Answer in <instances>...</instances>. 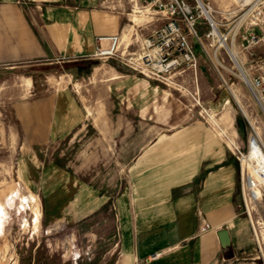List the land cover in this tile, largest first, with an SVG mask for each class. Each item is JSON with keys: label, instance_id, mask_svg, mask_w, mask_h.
Returning <instances> with one entry per match:
<instances>
[{"label": "rangeland", "instance_id": "1", "mask_svg": "<svg viewBox=\"0 0 264 264\" xmlns=\"http://www.w3.org/2000/svg\"><path fill=\"white\" fill-rule=\"evenodd\" d=\"M117 1L133 20L120 31L121 49L128 45L136 56L141 40L166 20L155 12L152 0ZM202 2L231 51L242 59L249 79L257 76L255 62L264 57V44L242 46L241 34L252 22L257 30L264 28V0ZM197 22L199 39L191 37L196 68L182 65L168 75L179 87L146 76L119 52L107 60L0 65V264H136L127 250L124 217L134 195L136 164L145 156L141 173L158 175L175 159L166 151L174 146L173 132L188 130L185 126L193 122L216 136L212 124L225 134L234 154L241 152L235 160L239 188L245 192L242 216L264 258V112L216 33L214 38L210 34L208 21L201 15ZM110 73L115 79L107 82ZM49 75L60 86L70 80L87 119L62 140L34 145L35 155L23 153L14 106L33 89L43 94ZM162 90L169 91L165 101ZM157 105L167 112L165 121ZM35 165L47 179L27 186L25 176L35 174Z\"/></svg>", "mask_w": 264, "mask_h": 264}, {"label": "crops", "instance_id": "2", "mask_svg": "<svg viewBox=\"0 0 264 264\" xmlns=\"http://www.w3.org/2000/svg\"><path fill=\"white\" fill-rule=\"evenodd\" d=\"M8 1L0 4V65L25 68L32 63L88 60L97 46V37L121 36L123 26L133 21L117 0ZM134 34L135 39L139 38L137 31ZM46 78L43 94L33 89L14 106L23 153L35 155L34 145L62 140L87 119L80 111L75 91L68 86L70 80L60 86L53 75ZM113 78L110 73L106 80ZM162 92L165 101L169 91ZM161 108L157 105L155 110L165 121L167 112H161ZM189 125L185 126L188 130L173 132L174 146L166 151L175 159L158 175L141 173L145 156L136 164L134 195L124 215L130 256L136 264H264L242 216L239 170L225 134L212 124L218 137L203 130L199 122ZM33 170L35 174L28 172L25 176L26 185H42L47 179L39 173L43 169L35 165ZM203 222L211 229L201 232ZM221 229L229 236L226 247L219 240Z\"/></svg>", "mask_w": 264, "mask_h": 264}, {"label": "built area", "instance_id": "3", "mask_svg": "<svg viewBox=\"0 0 264 264\" xmlns=\"http://www.w3.org/2000/svg\"><path fill=\"white\" fill-rule=\"evenodd\" d=\"M146 1V0H145ZM157 8V13L165 18L166 22L154 28L147 38L146 52L140 58L141 62L150 71V76L154 79L163 78L170 75L176 68L186 65L190 69H195L198 58L191 37H198L196 28L200 25L197 19L202 15L197 0H152ZM209 24V22H208ZM210 25V24H209ZM241 34V45L244 43L248 47L258 43L264 44V28L257 30L255 22ZM211 28V27H210ZM107 44L103 46V40ZM119 34L106 37H97V46L91 58L110 59L117 56ZM255 67L260 72L250 80L253 90V97L257 102L264 103V57L256 59ZM239 160L242 155L237 150ZM235 153V152H233ZM243 201H245L243 186L241 187ZM211 229L207 222H203L200 231L205 232Z\"/></svg>", "mask_w": 264, "mask_h": 264}, {"label": "bare ground", "instance_id": "4", "mask_svg": "<svg viewBox=\"0 0 264 264\" xmlns=\"http://www.w3.org/2000/svg\"><path fill=\"white\" fill-rule=\"evenodd\" d=\"M138 1V0H137ZM198 1V5H199V7H200V10H201V12H202V15L205 17V19L209 22V24H210V34H212L213 35V38H214V34L213 33H216V35L218 36H216L215 38H217L218 39V41H221L222 42V44H223V46H224V48L226 49V51L228 52V56H230L229 58H231L230 60H231V62L233 61V63L236 65V69H237V72L239 73V75H240V79L246 84V86L250 89V91H251V93H252V95H254L253 94V90H252V87H251V82H250V79H249V77H248V74H247V72H246V70H245V68H244V66H243V61H242V59H241V61H240V59L237 57V54H235V53H233L232 51H231V48L229 47V45H228V43L226 42V39H225V35H223L222 33H220L219 31H218V29L216 28V26H215V24H214V22H212V20H211V13H210V8L209 7H206L204 4H203V2H202V0H197ZM139 2V1H138ZM152 4V3H151ZM153 5V4H152ZM156 12V11H155ZM157 13V12H156ZM240 26V25H239ZM126 33V32H125ZM124 35V34H123ZM120 36V35H119ZM122 39H121V36H120V41H119V44H118V48H117V51L121 54V55H123V56H128V60L130 61V63H132L134 66H136V67H139V68H141V72L142 73H144L146 76H150V71L148 70V68L147 67H145V65H143L142 64V62H140L139 61V59L144 55V53L146 52V45H147V39H144L143 41H142V45H141V50L142 51H140L139 53H137L136 54V56H135V53H130L128 50H127V46L126 47H124L123 48V50L121 49V45H122ZM102 44H103V46H105L106 44H107V40L105 39V40H103V42H102ZM238 53H239V51H238ZM221 55V54H220ZM239 55V54H238ZM240 56V55H239ZM221 57V56H220ZM241 58V57H240ZM218 63V62H217ZM239 70V71H238ZM163 79L165 80V81H167V83L170 85V86H172V87H179L180 85L179 84H177L176 82H174V81H172L171 80V77L170 76H168V75H166V76H164L163 77ZM256 102H257V99L255 100ZM197 103H199L198 101H197ZM257 104H258V106H259V108L264 112V103L263 102H257ZM212 121H213V123H217V121L214 119V117L212 118ZM230 142V141H229ZM232 145H234L233 143H232V141L230 142ZM235 149H236V147H235ZM262 177V176H261ZM35 212H36V210H35ZM36 218H37V216H36ZM37 221V220H36Z\"/></svg>", "mask_w": 264, "mask_h": 264}, {"label": "water", "instance_id": "5", "mask_svg": "<svg viewBox=\"0 0 264 264\" xmlns=\"http://www.w3.org/2000/svg\"><path fill=\"white\" fill-rule=\"evenodd\" d=\"M218 236H219V240H220L221 245L223 247L228 246V244H229V236H228L227 230L221 229L218 232Z\"/></svg>", "mask_w": 264, "mask_h": 264}]
</instances>
